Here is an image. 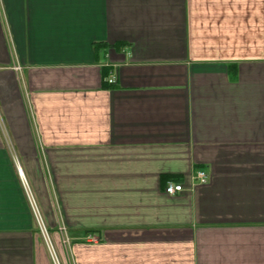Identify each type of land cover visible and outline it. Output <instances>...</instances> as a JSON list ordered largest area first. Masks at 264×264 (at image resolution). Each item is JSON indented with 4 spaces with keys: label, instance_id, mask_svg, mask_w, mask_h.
<instances>
[{
    "label": "crops",
    "instance_id": "1",
    "mask_svg": "<svg viewBox=\"0 0 264 264\" xmlns=\"http://www.w3.org/2000/svg\"><path fill=\"white\" fill-rule=\"evenodd\" d=\"M12 159L63 264H264V0H0V264H54Z\"/></svg>",
    "mask_w": 264,
    "mask_h": 264
},
{
    "label": "built area",
    "instance_id": "2",
    "mask_svg": "<svg viewBox=\"0 0 264 264\" xmlns=\"http://www.w3.org/2000/svg\"><path fill=\"white\" fill-rule=\"evenodd\" d=\"M109 83H114L116 82V78L114 76H111V78H109ZM18 171H19V174L21 176V178L24 180L25 182V186L26 188H29V191L31 192L32 194V190L26 180V177H25V174L23 173L22 171V168L21 166L19 165L18 163ZM195 180H197L199 183L201 184H206L208 181H209V174H207L205 171L201 170V171H198L195 175ZM184 190V186L182 183H176V182H169L168 183V186L166 187V192L168 194H176L178 192H182ZM32 204H33V207H34V210L37 214V221H38V225H39V229H40V232L46 242V245H47V248L49 250V253L51 255V258L53 260V263L54 264H63L62 261H61V258L57 252V249L55 247V244H54V241H53V238H52V235L43 219V216H42V213H41V210L38 206V203L37 201L35 200V198L33 197V194H32ZM64 230V228H63ZM87 240L89 242H94V243H97L99 241V238L97 236H89L87 238Z\"/></svg>",
    "mask_w": 264,
    "mask_h": 264
},
{
    "label": "rangeland",
    "instance_id": "3",
    "mask_svg": "<svg viewBox=\"0 0 264 264\" xmlns=\"http://www.w3.org/2000/svg\"><path fill=\"white\" fill-rule=\"evenodd\" d=\"M19 160H17V159H12L11 160V163H12V165L14 166V168H15V170H17V177H18V180H19V182H20V185H21V187H22V189H23V191H24V194H25V197H26V200H27V203H28V205H29V208H30V210H31V212H32V216H33V219H34V222H35V224H36V228L39 230V225H38V221H37V214H36V212H35V210H34V207H33V204H32V200H33V198H32V194H33V197L35 198V196H34V193H33V190H32V194H31V192L29 191V188H26V186H25V182H24V180L21 178V176H20V174H19V171H18V162ZM26 177V176H25ZM26 180H27V182H28V184H29V186H30V183H29V180L27 179V177H26ZM30 188H31V186H30ZM35 200H36V198H35ZM39 206V205H38ZM49 229V228H48ZM50 231V230H49ZM42 235V234H41ZM43 237V236H42ZM43 240H44V238H43ZM88 241V240H87ZM44 242H45V240H44ZM89 242V241H88ZM91 243H94V242H91ZM45 244H46V242H45ZM47 246V245H46ZM58 252V251H57ZM59 254V253H58ZM60 256V255H59Z\"/></svg>",
    "mask_w": 264,
    "mask_h": 264
}]
</instances>
